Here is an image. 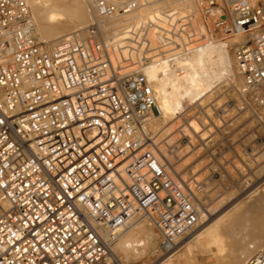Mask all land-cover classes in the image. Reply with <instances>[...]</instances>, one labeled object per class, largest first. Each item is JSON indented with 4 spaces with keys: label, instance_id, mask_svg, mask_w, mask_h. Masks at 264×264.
I'll list each match as a JSON object with an SVG mask.
<instances>
[{
    "label": "built area",
    "instance_id": "2783aa9c",
    "mask_svg": "<svg viewBox=\"0 0 264 264\" xmlns=\"http://www.w3.org/2000/svg\"><path fill=\"white\" fill-rule=\"evenodd\" d=\"M172 1L91 0L97 17L85 31L50 44L27 0H0V264H126L114 248L132 220H148L165 250L198 227L209 178L223 169L194 182L155 149L146 126L159 107L147 71L178 69L210 40L249 35L235 46L246 96L229 88L222 104L181 110L180 140L190 142L191 119L217 118L214 138L249 140L238 143L245 157L256 140L264 150L263 0H194L197 15L181 18ZM155 9L154 19L109 25ZM224 106L241 117L234 127ZM225 147L204 150L225 161ZM238 160L249 164L237 155L232 163L245 191L254 181ZM249 264H264V249Z\"/></svg>",
    "mask_w": 264,
    "mask_h": 264
},
{
    "label": "bare ground",
    "instance_id": "6f19581e",
    "mask_svg": "<svg viewBox=\"0 0 264 264\" xmlns=\"http://www.w3.org/2000/svg\"><path fill=\"white\" fill-rule=\"evenodd\" d=\"M27 1L37 23L40 38L50 44H56L75 32H84L85 28L97 17L91 0ZM170 6L174 8V12L177 13L179 18L184 17L188 12L197 15V6L194 0H173ZM157 10L159 9L146 11V16H144V12H140L141 15L137 18H134V16L114 18L111 19V22L109 21V25L113 27L120 26L122 29L126 26L130 27L128 25L133 21L139 22L141 19L149 17L154 19V14ZM196 22L198 21L194 19V24ZM248 36L249 35L235 36L224 42L210 40L205 50L195 52L193 57L188 60L187 63H184L183 66L180 65L178 69L170 68L166 65H155L147 71V76L156 91L159 113H156L157 115L155 114L150 123L146 126V130L149 136L154 139V143L156 144V146H154L155 149L158 152H162L161 154L166 157L172 170L178 172L180 169L179 171L182 172L184 169L189 168L191 171L194 170L195 173L197 170L196 168L205 164L204 159L201 158L202 161L198 160L199 163L193 161L195 164L193 163L192 166V163L186 164L187 160L191 158H186L183 154H185V152H192L195 156V154L200 153L203 147L196 149L198 145L195 144V140L200 137L202 140L200 144H209L208 135L213 137L215 132H219L215 126L219 123V119L217 118H213V120L209 121V126L206 125L208 127H204L206 128L205 131L204 128L203 131L200 130L201 127L198 123L201 121L198 120V122L195 119H191L190 124H188L190 142L182 143L180 139L183 134L180 128V121L178 120L180 111L185 110V108L190 105L197 106L206 101L209 102L217 92H223V88H227L228 85L232 86V90L236 91V94L240 92L241 95H245L247 86L238 67V62L235 57V46L237 43L245 41ZM117 37L119 38L120 36L118 35ZM223 93H227L226 89ZM220 97L219 95V98ZM222 99L223 98L218 99L217 103H222ZM208 110L209 108L206 111ZM225 111H227L226 108L224 109V112ZM201 124L204 126L202 122ZM209 128L213 130L211 131ZM197 129H199L198 132H201L199 135L195 134L197 133ZM183 131L186 132V129L184 128ZM156 132H158V134L162 132L163 136L164 134L167 136L159 141L158 135H155ZM206 135L208 136L207 140L205 139ZM188 155H190V153H188ZM181 156L186 159L182 161L183 159L179 158ZM257 172H259V170ZM188 173L189 172H186L185 175ZM255 177L253 178V176L251 177L249 175L247 180L251 178L255 179ZM192 178H194V175ZM199 179V177H196V181ZM257 179H260V177ZM260 188L262 189L263 187ZM250 189L252 188L246 189L245 191L242 190V188L238 189L241 190L240 195L235 199H230L232 201L228 203V205L224 204L226 200L228 201V198L224 197L226 200L222 202L225 206L222 204L224 207L220 209L217 208L214 212L209 211L206 215L207 217H203L198 227L189 235L179 239L172 249L165 250L161 244H159L160 246L158 245V247L157 243L159 242H157V234L153 233L151 228L150 230L152 231H150L146 223L135 226L134 220L121 231L114 249L120 257L121 254L119 251L128 260L142 257L143 259H141L145 260L146 263H150L151 257L149 259L148 257L151 254L155 255V253L165 250L164 255H158L159 258L156 260L158 261L166 257L160 264H173V261L178 258H173V260L172 257L179 250L184 251L183 248L191 249V247L194 246L200 247V249H210L214 244L213 247L216 246V254L218 255L217 252H221L220 254H224L223 258H226V252L228 248H230L229 246L233 244L235 240H240L241 244H238L237 247L234 245L236 248L227 254L230 260L226 264H249V261L252 259L251 257H254L264 249V227L255 235H251L250 237L247 236V231L251 228L252 217L255 216L256 212L264 208V199H256L257 201L251 203L254 196H257L256 194L259 189L255 187H253V190ZM232 193H234V191H232ZM238 217L239 219H237ZM137 219L140 218H136L135 220ZM157 247L159 249H157ZM189 253V255H191V252ZM156 260L155 262H157ZM123 261L126 263L125 260Z\"/></svg>",
    "mask_w": 264,
    "mask_h": 264
},
{
    "label": "rangeland",
    "instance_id": "374dc122",
    "mask_svg": "<svg viewBox=\"0 0 264 264\" xmlns=\"http://www.w3.org/2000/svg\"><path fill=\"white\" fill-rule=\"evenodd\" d=\"M263 3H264V0H263ZM261 6H263V5H261ZM259 12H261V15L263 16V19H264V9H263V7H261V9L259 10ZM230 88V90H232L233 88H232V86H227V88L226 87H224L223 88V92H224V90L226 89V94H224L223 92H217L216 94H215V96H213V98H211L210 99V101H212V100H214V99H221V98H224L225 96H227V94H228V89ZM232 92H233V94H236V91H233L232 90ZM223 94V95H222ZM219 95L221 96L220 98H219ZM218 96V97H217ZM236 96H237V99L238 100H241L242 101V99H245V96H246V93H245V95H238V94H236ZM243 96V97H242ZM210 101L208 102V101H206L207 102V104L208 103H210ZM220 104H222V103H220ZM239 106H243L242 104H239ZM194 108H196V107H194ZM226 108V110L227 111H225V114L226 113H228L227 114V116L228 115H232L231 116V123L229 124V126L230 127H234L235 125H237V123H239L240 121H241V118L239 117V119H237V120H235V115H233V113L235 112V106H231V107H224V109ZM212 114V113H211ZM157 115V114H156ZM198 121V120H197ZM199 122V121H198ZM201 122L204 124V126L201 124ZM201 122H199L198 124H199V126L201 127V131H203V128L204 127H207L206 126V124H205V120L204 121H201ZM262 122H260V123H258V125L257 126H259V127H257V130L256 131H258L259 133H262L263 132V134H264V124L262 123ZM263 125V126H262ZM211 128H213V127H211ZM190 130H192V129H190ZM198 130L199 129H197V133H195V134H197V135H199L201 132H198ZM206 130V128H204V131ZM209 130H211L210 128H209ZM213 130V129H212ZM211 130V131H212ZM210 131V132H211ZM193 133H194V131H193ZM209 133V132H208ZM226 133H229V131L228 132H226ZM155 135H158V138H159V141H161L162 139H164L165 138V136H167L166 134H164V136H163V133L162 132H160V134H158V132H156L155 133ZM215 135H217V132L215 133ZM214 135V136H215ZM180 136V135H179ZM183 136V135H182ZM209 136V137H208ZM206 135L205 136V139L207 140L208 138H209V145L212 147L211 149L212 150H215V151H218V149L219 148H223V146L225 145L226 147H225V150H226V155H225V158H226V160L224 161L223 159H220V160H218L217 158H215L214 156H213V158H212V156H209L208 155V153L206 154L205 153V147H206V143L205 144H200L201 142H202V140L200 139V137L199 138H197L196 140H195V144L196 145H198L197 146V148L196 149H198V148H201V147H203V150L200 152V153H197V154H195V156H194V154H192V152H185V154H183V156H186V158H191V159H189V160H187V162H186V164H188V163H192V166H193V161H195V163L197 162V163H199V161L198 160H200V161H202V159H204V161H205V164L203 165H201V166H199V168H196L197 170L195 171V173H194V170H190L189 168H187V169H184L182 172L181 171H179L178 170V172L179 173H182L183 175H185V173L186 172H189L188 174L189 175H191V176H193L194 175V178L193 179H195V181H196V177H199L200 179L198 180V181H200V180H205L207 177H211L212 176V173H214V171L216 172V170H220V169H223V171H224V173L226 174V175H224L223 174V171H220V172H222V177L220 178V174L219 173H216V175H215V179L212 177V178H209L210 179V182L208 183L209 185H211L210 187H209V189L208 190H210V192H209V197H206L205 199L206 200H204V201H202L201 203V205H202V207H203V210L206 212L205 213V215H204V218L205 217H207L206 215L209 213V211H215V210H217V208H221V207H224L225 205H228V203H230L232 200H230V199H235L238 195H240V192H241V190H238L239 188H237V183H239V176L237 175V172H236V169H235V167H234V165L232 164L233 162H235V156L237 155L238 157H241V159L243 160V158H244V160L249 164L248 166L246 165V164H240V163H242L241 161H237V163H238V166H239V168L241 169V171L245 174V176H247V177H249V175L252 177L253 176V178L255 177V174H256V177H255V179H253V184H252V186L250 187V188H252V189H250V190H253V187H255V188H260V187H263L264 188V150H262V149H259L258 150V146H259V144H258V141L256 140V142H257V145H256V147H255V150H256V154L255 153H253V154H250V156H248V157H245L244 156V153L241 151V147H243V146H240L238 143L241 141V143L242 144H245L243 141H249V140H239V138H237V137H234V136H232V137H230V138H228V139H225V140H221V139H219V138H214V136L213 137H210L211 135ZM226 136H228V134L226 135ZM208 137V138H207ZM214 138V139H213ZM261 142H263L264 141V138L262 139V140H260ZM234 148H236V149H238L239 151H237V154L235 155L234 154ZM188 153H190V155H188ZM240 154V155H239ZM255 154V155H254ZM183 156H181V157H179V158H182L181 160L182 161H184V159H186L185 157L183 158ZM193 156V157H192ZM243 157V158H242ZM259 157V158H258ZM202 158V159H201ZM246 158V159H245ZM261 158V159H260ZM178 159V158H177ZM193 159V160H192ZM214 159V160H213ZM197 160V161H196ZM207 161V162H206ZM253 162V163H252ZM194 163V164H195ZM221 163H224V165L225 166H222L221 168L219 167V165H221ZM229 164H231V166H229ZM246 165V166H245ZM242 166V167H241ZM243 166L245 167V168H243ZM231 167V168H230ZM233 167V168H232ZM256 167V168H255ZM243 168V169H242ZM189 169V170H188ZM245 169H247V170H245ZM186 170V171H185ZM188 170V171H187ZM254 170V171H253ZM259 170V172H257ZM174 171H176V170H174ZM205 172V173H204ZM193 175H192V174ZM198 173V174H197ZM249 173V174H248ZM260 173V174H259ZM203 174V175H202ZM198 175V176H197ZM200 175V176H199ZM258 176V177H257ZM246 177V178H247ZM260 177V179H257V178H259ZM262 177V178H261ZM217 179V180H216ZM251 179V180H252ZM235 180V181H234ZM194 181V182H195ZM234 182V183H233ZM240 182H243V181H240ZM252 183V182H251ZM208 185V186H209ZM235 186V187H234ZM242 187V186H241ZM263 188L261 189H259L258 190V193L256 194L257 196H254V198L252 199L253 201H251V203H253L254 201H257V200H259V199H264V193H263ZM249 189V188H248ZM229 190V191H228ZM235 190H237V191H235ZM244 190V189H243ZM232 191H234V193H232ZM239 191V192H238ZM260 191H262V192H260ZM262 193H263V195H262ZM232 194V195H231ZM222 197V198H221ZM228 198V201L225 199V198ZM232 197V198H231ZM257 199V200H256ZM224 200H226L225 202H224V204H223V202L222 201H224ZM230 200V201H229ZM221 203V204H220ZM224 206H223V205ZM220 205H222V206H220ZM220 206V207H219ZM205 207V208H204ZM215 208V209H214ZM207 209V210H206ZM264 208H262V209H260L258 212H256V214H255V216H253L252 217V220H251V228H249V230L247 231V236L248 237H250L251 235L253 236V235H255L257 232H259L260 230H262V228L264 227ZM237 219H239V217L237 218ZM254 219V220H253ZM263 220V221H262ZM134 225L135 226H137V225H141V223H146L147 224V227H149V230H150V228L153 230H150V231H152L153 233H156L157 234V236H158V240H157V242H159V243H157V246L160 244V234H159V232H158V230L155 228V227H153L151 224H150V222L149 221H147V220H143V219H137V220H134ZM240 245L241 244V241L240 240H235L234 241V243L233 244H231L229 247L230 248H228V250H227V252H226V258H223L224 257V254H220L221 252H217L218 253V255L216 254V246L215 247H213L214 246V244H213V246H211V248L210 249H208V248H206V249H204V248H201L200 249V247L198 248L197 246H194V247H191V249H192V251H191V249L189 248V249H186V248H183L184 249V251H182V250H179L173 257H172V259L173 258H175V259H177V260H172L173 261V264H226L229 260H230V258L229 257H227V254L229 253V252H231L233 249H235L236 247H237V245ZM236 247H235V246ZM160 246V245H159ZM158 246V247H159ZM157 247V249H159ZM197 247V248H196ZM180 248V247H179ZM196 248V249H195ZM214 249V250H213ZM190 250V251H189ZM213 250V251H212ZM165 250H161V251H159V252H157V253H155V255H150L149 257H148V259L150 258V260L152 261H150V263H146L145 262V260H142L143 258L142 257H139L140 258V260H139V258H134V260L133 259H127L120 251H119V253L121 254V257L123 258V260H125L126 261V263L127 264H160V262L161 261H163L166 257H164V259L162 258L161 260H156L157 258H159L158 257V255L160 256H162V255H164V252ZM204 251V252H203ZM180 252H182V253H180ZM188 252V253H187ZM189 252H191V255H189L190 253ZM258 252V251H257ZM163 253V254H162ZM178 253H180V254H178ZM187 253V254H186ZM157 254V255H156ZM178 254V255H177ZM256 254V253H255ZM180 255V256H179ZM195 255V256H194ZM178 256V257H177ZM142 258V259H141ZM180 258V259H179ZM252 258V257H251ZM137 261H136V260ZM155 260L157 261V262H155ZM223 260V261H222ZM136 261V262H135ZM145 262V263H144ZM155 262V263H154ZM175 262V263H174Z\"/></svg>",
    "mask_w": 264,
    "mask_h": 264
}]
</instances>
